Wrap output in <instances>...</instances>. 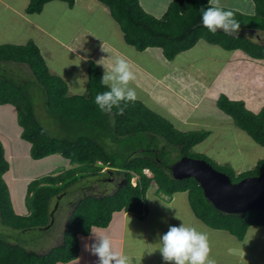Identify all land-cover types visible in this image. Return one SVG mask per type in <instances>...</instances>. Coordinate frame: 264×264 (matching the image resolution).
Returning <instances> with one entry per match:
<instances>
[{"label": "trees", "instance_id": "trees-1", "mask_svg": "<svg viewBox=\"0 0 264 264\" xmlns=\"http://www.w3.org/2000/svg\"><path fill=\"white\" fill-rule=\"evenodd\" d=\"M49 1L52 0H28L26 12L39 13ZM61 1L72 6L75 0ZM99 1L109 8L126 43L136 50L160 47L164 56L172 59L179 52L191 48L199 39H204L225 49L243 50L252 58H264V43L255 42L245 35H229L222 30L212 34L203 26L201 9L209 6L208 0H172L161 17L147 13L138 0ZM252 1L255 6L253 15L226 9L234 12L241 29L264 32V0ZM2 61L25 63L30 68L45 92L46 109L50 115L72 123L77 122L87 126L86 128H90L92 124L102 125L104 130L90 129L94 130L93 134L89 132L71 139L51 136L38 122L32 104L26 99L25 85L8 75H0V104L9 103L15 106L22 129L21 137L30 143L31 156L40 159L58 153L74 164L59 174L32 180L26 197L29 214L20 215L13 207L3 177L9 169V163L0 141V218L3 224L14 231L49 229L55 218L53 207L57 205L55 213L59 209L60 200L67 193V188L75 183H82L78 190L86 192L75 203L68 204L71 210L63 229L62 243L44 253H38L26 249L16 240L11 241L9 235L1 234L0 264H56L76 258L79 253L78 236L87 235L93 227L107 225L114 212L125 211L142 215L145 210V193L152 184L167 196L176 192H187L190 207L201 222L208 227L228 231L238 239L244 237L250 226L264 225L263 210L226 214L216 209L204 197L202 188L194 178L174 179L170 172L171 163L160 157L163 149H159L158 145L150 148L141 144L140 149L131 151L117 161V156L103 144V137L107 134L111 139L116 136L120 140L141 135L148 138V141L161 138L167 144L178 147L180 156L205 159L214 168L228 174L234 182L259 174L264 168V159L258 160L251 169L235 175L232 168L218 165L207 156L191 151L209 135L207 130L180 131L139 100L128 102L126 107L121 102V107L124 108L122 114L115 107L111 113L101 112L95 104V96L108 89L100 83L102 73L93 62L88 67L85 93L68 95L66 82L49 73L38 47L32 41L24 45H0L1 64ZM216 103L238 128L264 147V106L254 113L242 101L230 100L225 95H220ZM139 142L141 143L138 141L136 144ZM121 146L131 145L127 143ZM105 175L111 185L116 179L112 190L88 193L86 187L89 185L83 184V181L90 177L100 179L99 177ZM135 176L137 178L133 184L131 179Z\"/></svg>", "mask_w": 264, "mask_h": 264}, {"label": "crops", "instance_id": "crops-1", "mask_svg": "<svg viewBox=\"0 0 264 264\" xmlns=\"http://www.w3.org/2000/svg\"><path fill=\"white\" fill-rule=\"evenodd\" d=\"M138 1L146 12L157 16L152 5L148 9L143 0ZM0 4L4 6L6 19L2 26L3 36L6 37L0 45H24L32 41L38 47L49 73L66 82L68 95L78 93L76 90L79 87H75L73 81L80 76L81 79L87 78L84 85L86 89L90 62L96 64L103 76L105 73L103 58L107 62H115L117 57H123L129 61L136 74V80L129 82V87L136 89L137 100L158 114L159 107L161 110L163 108L169 117L181 124L182 127H178L168 120L180 131H189L184 128L188 125L197 129L210 128L206 122H198L190 114L193 113L192 109H198L195 112L197 115H201L202 111L203 113L210 111V106L201 107L202 100L210 101L215 98L214 103L217 105V98L225 95L231 100L243 101L245 107L254 113L259 112L264 106V58H252L243 50L225 49L204 39H199L191 48L179 52L172 59L166 58L160 47H147L142 51L134 48L135 53L130 56L122 50L121 44L126 46L129 44L125 42L123 32H118L120 26L112 17L109 8L99 0H75L72 6L61 0H52L43 5L41 12L32 14L25 12L28 0H0ZM161 12L159 11V14ZM86 16V20L83 21ZM109 19L112 20V25L106 24ZM242 31L246 30L240 28L238 32ZM243 34L245 35V32ZM259 37L260 34H257L256 38ZM207 45L218 46L219 50L207 51ZM103 48L108 51H103ZM192 49H198L199 56L188 54ZM108 66L111 70L113 65L109 63ZM27 68L31 85L41 89L45 98L44 90L30 68L28 66ZM216 82H219V89H214ZM23 84L27 86V82ZM190 87H195V91L200 93L197 101L192 102L188 97L189 93L184 91ZM232 88L239 90L233 91ZM170 97L186 105V109L169 103ZM160 102H165L169 107H163ZM188 107H192L189 112ZM12 108L16 110L12 104H0V141L9 163V169L3 177L15 211L20 215H28L25 197L24 202L18 200L20 188L16 184L15 169L18 145L15 141L6 139L2 132L3 114L11 112ZM202 117L205 115L202 114ZM228 121L234 127L230 130L235 140L238 145H242L239 150L240 165L235 169V173L240 174L252 168L258 160L264 159V147L238 128L231 117L225 122ZM206 130L209 131V135L212 134L210 130ZM5 143L8 145L5 146ZM147 191L142 215L125 211L114 212L107 225L93 227L87 235L78 236L79 253L76 258L56 264H98V257L86 250V245L90 246L94 242L92 230L109 234L116 250L133 256L134 264L135 258L141 260L140 264H166L158 250L160 236L168 231L170 225L179 226L182 222L195 225L209 234L210 255L216 259L217 264H264V225L250 226L244 237L238 239L228 231L214 229L201 222L190 207L187 192H176L167 196L157 188ZM55 209L56 206L53 207V214L58 211L54 213ZM44 252L46 251L38 253Z\"/></svg>", "mask_w": 264, "mask_h": 264}, {"label": "rangeland", "instance_id": "rangeland-1", "mask_svg": "<svg viewBox=\"0 0 264 264\" xmlns=\"http://www.w3.org/2000/svg\"><path fill=\"white\" fill-rule=\"evenodd\" d=\"M171 1L172 0H143V3L148 9H150L152 5L157 13L156 17H161L163 13L167 10V7ZM221 3L225 6V8L238 10L245 14L253 15L255 13V6L252 0H221ZM3 7L4 6L0 4V42H2L6 37V35L3 36V32H2V30L4 29L2 26H4L6 21ZM159 11L162 12L159 14ZM25 12H26V8H25ZM96 14L98 15V13ZM84 18L85 19H83V21L86 20L87 16ZM106 24L112 25L113 22L112 20L109 19L106 22ZM118 32L122 33L121 29H119ZM244 32H245V36H247L249 39H252L255 42L264 43V32L258 30L253 31L252 29V30L242 31V33L238 32V35H244L243 34ZM257 34H260L259 38H256ZM202 44L203 43H200V45ZM121 47L122 50L125 51L130 56L133 55V53H135L134 47H131L130 45L126 46L124 44H121ZM206 50L210 52H217V50H219V47L207 45ZM103 51H108V50L105 48ZM199 53L200 51H198V49H192L191 51H189L188 54L196 57L199 56ZM103 54H105V52ZM103 60L104 62L101 61L103 62L102 65L104 64L107 70L111 71L108 65L109 63L113 65L114 62H107L105 58H103ZM106 68L104 69L105 71ZM4 74L6 76L7 75L10 76L9 78H13L19 83L21 82L23 84L24 82H27V86H25L24 88L25 97L32 104L38 122L41 125H43V127L48 131V133L51 136L71 139L78 135H86V133L89 132L90 134H93L94 130H90V129L104 130V127L102 125L92 124L90 125V128H86L87 126H84L77 122L72 123L67 120H61L59 117L57 118L56 116L50 115L46 109V100L44 98L42 90L31 85L32 83H31V77L29 76V69L27 68L25 63L4 61L2 63V66H0V75H4ZM86 79H87L86 77H84V79L83 78L81 79L80 76L75 81L72 80L73 84H75V87H79V89L76 90L78 91V93L76 92L77 95H81L83 94V92H85L83 90H86L84 88L85 87L84 85H86ZM217 88L219 89V82H216L214 85V89ZM232 90L238 91L239 89L236 90V88L235 89L232 88ZM184 91L189 93L188 97L192 102L197 101V99L200 97V93L198 94V91H195V87L185 88ZM169 100H170L169 103H173L174 105L180 108L186 109L185 108L186 105H183V103H181L177 99L170 97ZM214 101L215 98H213L210 101L207 100L201 101L200 104L201 107L203 106L211 107L208 113H203L204 111H202V114H204L205 117H202V114L201 115L195 114V112L198 111V109H192V107L187 108L188 112L191 111V109L193 110V113L190 114H192V116L195 118L196 121L201 123L206 122L210 128L201 127L197 129V127L189 126V125L184 126V128L188 129L189 131L206 130V129L210 130L212 134L207 136L203 141H201L197 145H195L191 151L194 154L198 153L207 156L218 165L228 166L232 168L233 172L235 173V169L239 168L240 165L239 150L240 147H242V145H238L237 141L235 140V137L231 132L232 130H230L231 128L234 127L230 125L231 124L230 121H228L227 123L225 122L230 117L229 116L226 117L227 115L223 113L221 110H219L218 107H216L217 105L214 103ZM160 104H162V106L165 108L169 107V105H167L165 102H160ZM247 104L249 105V107H251L249 102H247ZM160 108L161 107H159L160 115L165 117L167 120H170L174 125L178 127H182L180 123H177V120H174V118L169 117L166 114L165 110L163 108L161 110ZM11 110H12L11 112H8L7 114H3L4 118L2 120L4 121L3 122L4 126L2 127L3 128L2 132L3 135L6 137V139H8L9 141L11 140L13 142L15 141L16 145H18L17 152L19 153L16 157L17 163L15 164V169L17 171L16 184L20 188L19 190L20 194L18 193V200L20 202H24V197H25V202H26L28 185L32 180L39 179L44 176L59 174L61 172H64L68 168L72 167L74 164H71L67 158L63 157L61 154L58 153L40 159L33 158L30 152V147H31L30 143L21 137L22 129L18 122V112L14 110V108H12ZM197 116L199 117L197 118ZM103 141H105V143L103 144L107 147L106 149H109L108 151L110 152L112 151V153L115 154V156H117V161L126 157L131 151L135 149H140L139 147L141 144L143 146L147 145L150 148H153L155 145L156 146L158 145L159 149H163L160 152V157L163 160H166L167 162L172 163L180 158V151L178 147L171 146L167 144L163 139L158 137H156L155 140L148 141V138H146L145 136L141 137V135H134L132 137L129 138L124 137L119 140L118 137L116 136L115 139H111L110 135L106 134V136L103 137ZM138 141H141V143L139 142V144H136ZM127 143H129L131 146L130 147L121 146ZM6 145L8 144L5 143V146ZM103 170H106V168H104ZM145 172L148 175H151V173L148 170H146ZM235 175L237 174L235 173ZM99 178L100 179H98V177H90L89 180L88 179H86L87 181L85 180L86 182L83 181V184L86 183V185H89L86 187V189H88L87 190L88 193L90 192L89 190L90 188L93 189V191L96 190L97 193L98 192L104 193L112 190V185H110V182L106 180L108 178L107 175ZM117 178H120V176H117ZM131 180L132 182H134L136 178L133 177ZM81 184L82 183H75L67 188V193L60 200V206L55 214L53 225L49 229L33 228L32 230H27V231H14L12 229H8L7 226L3 224L0 218V235L1 234L9 235L11 241L16 240L17 243L21 244L26 249L35 252L48 251L54 246L59 245L60 243H62L61 240L63 237V229L68 214L70 213L71 210L68 204L75 203V200H77L80 196H83L86 193V192L83 193V191L80 192L78 190V188L82 186ZM152 188L156 190L157 187L153 184L149 187V189ZM148 193L149 191H147V194Z\"/></svg>", "mask_w": 264, "mask_h": 264}, {"label": "clouds", "instance_id": "clouds-1", "mask_svg": "<svg viewBox=\"0 0 264 264\" xmlns=\"http://www.w3.org/2000/svg\"><path fill=\"white\" fill-rule=\"evenodd\" d=\"M208 4L207 8L201 9V19L203 26L209 32L215 34L218 30H222L229 35L238 33L241 24L232 10L226 9L221 0H208ZM135 80L136 74L129 61L117 57L111 71L106 68L101 77L100 83L108 90L98 92L95 96V104L99 110L103 113H111L115 107L122 114L124 108L121 107V102L126 107L128 102H135L138 98L136 89L129 87V82ZM135 182L136 180L133 184ZM92 233L94 242L90 246L86 245V250L98 257V264H134L133 256L116 250L109 234L94 230ZM159 241L158 250L166 264H217L216 259L210 255L209 234L195 225L184 222L179 226L170 225L168 231L160 236ZM140 261L139 258H135V264H140Z\"/></svg>", "mask_w": 264, "mask_h": 264}, {"label": "water", "instance_id": "water-1", "mask_svg": "<svg viewBox=\"0 0 264 264\" xmlns=\"http://www.w3.org/2000/svg\"><path fill=\"white\" fill-rule=\"evenodd\" d=\"M170 172L176 180L194 178L204 197L221 212L242 214L248 210L264 211V168L257 175L234 182L207 160L181 155L171 163Z\"/></svg>", "mask_w": 264, "mask_h": 264}, {"label": "flooded vegetation", "instance_id": "flooded-vegetation-1", "mask_svg": "<svg viewBox=\"0 0 264 264\" xmlns=\"http://www.w3.org/2000/svg\"><path fill=\"white\" fill-rule=\"evenodd\" d=\"M113 184H115V182H112V186H113ZM113 188V187H112Z\"/></svg>", "mask_w": 264, "mask_h": 264}]
</instances>
